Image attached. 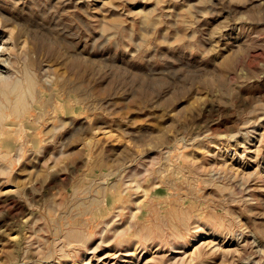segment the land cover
<instances>
[{"label":"rangeland","instance_id":"obj_1","mask_svg":"<svg viewBox=\"0 0 264 264\" xmlns=\"http://www.w3.org/2000/svg\"><path fill=\"white\" fill-rule=\"evenodd\" d=\"M0 264H264V0H0Z\"/></svg>","mask_w":264,"mask_h":264},{"label":"bare ground","instance_id":"obj_2","mask_svg":"<svg viewBox=\"0 0 264 264\" xmlns=\"http://www.w3.org/2000/svg\"><path fill=\"white\" fill-rule=\"evenodd\" d=\"M7 81H9V78L8 77H5V78H2L1 79V82H7ZM5 85V84H4ZM4 87H7V86H4ZM23 88V87H22ZM4 89V88H3ZM18 89H20V88H18ZM26 91V90H25ZM28 92V91H27Z\"/></svg>","mask_w":264,"mask_h":264}]
</instances>
